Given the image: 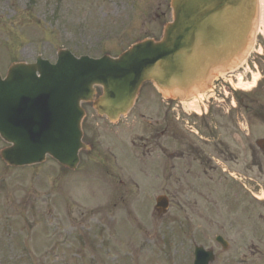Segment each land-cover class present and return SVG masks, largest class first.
Listing matches in <instances>:
<instances>
[{
    "label": "rangeland",
    "instance_id": "obj_1",
    "mask_svg": "<svg viewBox=\"0 0 264 264\" xmlns=\"http://www.w3.org/2000/svg\"><path fill=\"white\" fill-rule=\"evenodd\" d=\"M167 5L168 0H0V73L4 75L12 61L33 62L38 55L54 60L62 48L99 57L103 51L114 55L136 39L157 38L163 21L169 19ZM127 21L131 28L115 42L113 36L117 38ZM258 32L257 42L263 44L264 25ZM107 35L113 41L100 47ZM140 105L154 116L162 107L150 86L143 89ZM130 124L124 119L118 130ZM112 133L110 129L105 133L109 148L116 160L125 162L123 135ZM146 134L135 129L137 145ZM158 155L143 156L139 184L121 186L106 181L107 164H97L94 157L79 174L64 176L56 165L15 170L0 162V264H190L194 232L197 241L214 246V264H264V167L247 168L245 154L234 155L224 176L245 178L235 187L228 181L230 196L222 208L214 195L202 200L220 186L182 178V165L179 181L174 169L168 170L163 184L154 180L148 166L159 161ZM124 187L126 192L120 193ZM116 189L121 198L118 193L115 197ZM163 192L171 204L165 215L157 216L154 205L151 210L152 198ZM256 195L262 199L253 198ZM230 198L242 200L246 211L234 210ZM100 210L105 211L102 216ZM254 213L262 223H254ZM217 234L229 243L226 251L215 244Z\"/></svg>",
    "mask_w": 264,
    "mask_h": 264
},
{
    "label": "water",
    "instance_id": "obj_2",
    "mask_svg": "<svg viewBox=\"0 0 264 264\" xmlns=\"http://www.w3.org/2000/svg\"><path fill=\"white\" fill-rule=\"evenodd\" d=\"M171 7L174 21L165 27L162 41L139 43L116 60H76L61 53L55 66L41 60L35 65H12L6 79H0V135L12 144L2 151L3 160L20 166L42 155L60 119L55 107L69 97L91 100L95 85L103 87L95 109L115 121L131 107L142 82L152 80L164 92L186 97L204 88L215 71H229L246 55L254 35L257 0H171ZM49 103L52 109L47 112ZM72 113L69 104L64 139L69 144ZM54 146L53 142L45 150L71 166L73 156L65 157ZM166 206L160 199V207Z\"/></svg>",
    "mask_w": 264,
    "mask_h": 264
},
{
    "label": "flooded vegetation",
    "instance_id": "obj_3",
    "mask_svg": "<svg viewBox=\"0 0 264 264\" xmlns=\"http://www.w3.org/2000/svg\"><path fill=\"white\" fill-rule=\"evenodd\" d=\"M237 75L231 76V78L224 79V82H227L229 80H232L233 78H236ZM251 97H240V99L237 101L238 103L233 106V98L231 100L227 98V101H224V104L227 105L231 104L234 108L237 107L238 114L243 117V110L248 109L250 107V113H248L249 116L253 120H259L258 117L264 118V103H263V96H264V82H261L254 91L251 92ZM220 109L219 112H216L214 117L219 120V123L224 127V130L228 129L227 121L229 122H235L236 116L235 112H229L227 110V106L221 105L218 107ZM258 122V121H257ZM194 126L203 127L204 129L207 128H214L216 129V123L212 121L211 114L205 113L204 116H202L198 121L194 120L191 121ZM170 131V133L177 138L179 133V126L176 124L173 120L166 121L165 123V129L164 131ZM163 136V133L160 134ZM178 139V138H177ZM256 143L258 144V140H256ZM159 147L162 148L161 145ZM177 149L179 145L176 146ZM186 147V150L188 152V157L191 156L192 153L199 154L201 153V150L197 147L195 144H189ZM180 157H183V153L179 154ZM205 165H208L209 168H211V165L209 162L205 159Z\"/></svg>",
    "mask_w": 264,
    "mask_h": 264
},
{
    "label": "bare ground",
    "instance_id": "obj_4",
    "mask_svg": "<svg viewBox=\"0 0 264 264\" xmlns=\"http://www.w3.org/2000/svg\"><path fill=\"white\" fill-rule=\"evenodd\" d=\"M259 23L264 25V0H259ZM191 104L192 103H190L189 106L194 107V105Z\"/></svg>",
    "mask_w": 264,
    "mask_h": 264
}]
</instances>
